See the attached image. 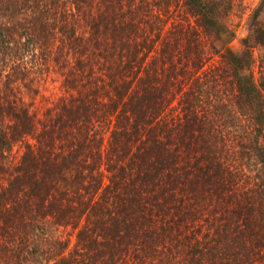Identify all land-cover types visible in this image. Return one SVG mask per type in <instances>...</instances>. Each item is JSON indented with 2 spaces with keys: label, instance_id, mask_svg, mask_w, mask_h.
Segmentation results:
<instances>
[{
  "label": "trees",
  "instance_id": "16d2710c",
  "mask_svg": "<svg viewBox=\"0 0 264 264\" xmlns=\"http://www.w3.org/2000/svg\"><path fill=\"white\" fill-rule=\"evenodd\" d=\"M230 9L0 0V264H264V0L239 49Z\"/></svg>",
  "mask_w": 264,
  "mask_h": 264
},
{
  "label": "rangeland",
  "instance_id": "374dc122",
  "mask_svg": "<svg viewBox=\"0 0 264 264\" xmlns=\"http://www.w3.org/2000/svg\"><path fill=\"white\" fill-rule=\"evenodd\" d=\"M261 0H231V9L229 10L228 17L225 18L226 24L230 25L233 29L234 38L230 45L234 49L241 48V38L245 37L249 33V22L251 14L254 9L259 5ZM256 58L258 57V51L255 53ZM260 56V55H259ZM254 72L256 77L258 75V62L254 65ZM61 79L56 75L52 74L49 78L45 79V83L42 87L35 91V93H30L27 101L35 103L36 105H44L43 111H46L47 102L51 101L54 103L59 96L63 93ZM50 105L52 106V104ZM55 117V114H54ZM15 156H17L18 146L13 150ZM19 153V152H18ZM71 235V242L73 243L76 239L74 233Z\"/></svg>",
  "mask_w": 264,
  "mask_h": 264
}]
</instances>
